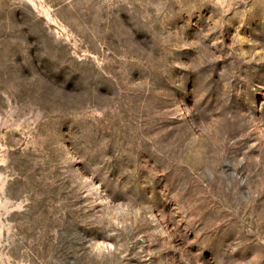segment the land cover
Segmentation results:
<instances>
[{
    "label": "rangeland",
    "instance_id": "374dc122",
    "mask_svg": "<svg viewBox=\"0 0 264 264\" xmlns=\"http://www.w3.org/2000/svg\"><path fill=\"white\" fill-rule=\"evenodd\" d=\"M0 264H264V0H0Z\"/></svg>",
    "mask_w": 264,
    "mask_h": 264
}]
</instances>
